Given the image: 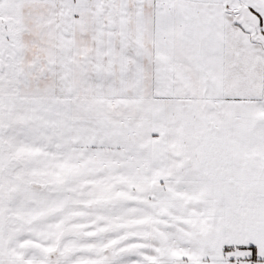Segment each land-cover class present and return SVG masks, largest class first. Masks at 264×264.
<instances>
[{
	"label": "snow or ice",
	"instance_id": "1",
	"mask_svg": "<svg viewBox=\"0 0 264 264\" xmlns=\"http://www.w3.org/2000/svg\"><path fill=\"white\" fill-rule=\"evenodd\" d=\"M0 264H264V0H0Z\"/></svg>",
	"mask_w": 264,
	"mask_h": 264
}]
</instances>
